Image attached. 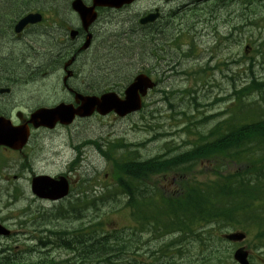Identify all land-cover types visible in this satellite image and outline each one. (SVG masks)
Returning a JSON list of instances; mask_svg holds the SVG:
<instances>
[{
  "label": "rangeland",
  "instance_id": "rangeland-1",
  "mask_svg": "<svg viewBox=\"0 0 264 264\" xmlns=\"http://www.w3.org/2000/svg\"><path fill=\"white\" fill-rule=\"evenodd\" d=\"M152 1L140 0L129 8L103 12L95 25L98 35L95 47L100 43L103 46L96 49L94 47L81 57H86L87 73L80 74L76 87H82L95 95L105 90L122 94L127 81L137 68L144 64L150 65L158 72L164 73L162 76L155 74L157 78H163V82L157 91L147 95L142 109L124 118L112 113L108 116L94 115L89 120H76L67 128L40 129L33 135L32 149L27 147V153H23L25 156L19 153L5 156L0 154V224L12 232L8 236L0 235V264H3L5 257L25 260L18 261L24 264H98L104 258L94 262L90 258L88 263H84L82 259L83 255L89 253L91 242H86L78 248L79 250L53 248V245L40 247L37 246L36 239H30L23 232L24 229L30 230L34 231V234L38 233L40 237H45V230L49 229L55 232L88 229L93 234L92 223H101L102 231L104 228L118 232L120 228L119 240L114 241H117L119 246L127 245L125 251L137 253L139 261L147 264L204 263L209 254L208 247L216 243L220 264H235L230 252L234 247L225 241H216L206 234H203L201 239L185 237L179 245L168 246L166 242L175 235L163 236L153 231L137 233L135 228L131 227L134 223L131 222L130 208L125 207L126 197L121 193L109 197V191L105 188L113 181L115 167L112 159L144 160L163 153H178L187 149L190 144L195 143L194 135L188 129L191 126L190 117L193 116L192 119L197 122L192 125V133H207L218 120L229 117L223 112L228 110L233 100L229 97L232 95L233 86L240 87L249 82L252 76L264 81V0H229L216 9L218 12L212 18L210 17L213 12H208L209 8L204 7L210 6L211 1L202 4L199 0H174L168 3L164 0H154L158 6L163 5L165 17L161 22L167 35L164 37L165 49L159 52L160 56L150 57L148 47H152V44L147 41L143 50L135 49V53L123 51L128 48L129 41H125L127 38L136 41L138 36L143 37L142 34L128 31L133 25V15L141 12L143 7H150ZM68 2L69 0H45L44 4L46 6L48 3H59L63 7ZM13 7L12 13L19 10L17 4ZM190 8H193L192 12L188 10ZM112 42L120 45L121 54L116 52L118 46L108 50L107 46ZM123 45L127 47L122 48ZM246 45L249 46L247 53L244 51ZM54 46V50H59L58 45L50 47ZM40 50L43 52L49 49L44 46ZM50 57L51 54L43 57L35 55L33 60H27L28 65L45 64ZM139 62L142 63L138 65ZM81 63L83 62L80 60L78 69ZM184 67L188 68L182 72ZM195 67L201 71H195ZM26 69L29 70L28 66ZM62 76L63 72L55 69L53 72L49 71L44 81L38 76L33 82H28L25 91L29 100L33 93L30 106L33 105L31 102L36 100L56 104L66 98L61 84ZM84 80H88L86 83L92 87L90 91V88L84 87L85 82L81 83ZM162 90H165V93L161 92ZM190 95L198 103L197 110L192 106ZM247 101L249 100L246 99L245 102ZM218 112L220 115L211 117ZM103 152L107 154L104 155ZM64 164H68L66 172L72 175L76 185L84 182L85 194L90 196L92 201L96 200L94 205L91 202L85 205L82 213H77L78 217L72 213L54 216L52 209L60 204V201H39L30 191L32 174H58L63 170ZM193 171L197 172L198 180L212 176L209 167L205 169L196 166ZM200 171H204L203 175L199 174ZM172 176L166 174L165 178L161 179L162 189L169 188L166 184ZM160 177L161 175L154 176V179ZM72 195L71 193L65 200L70 199ZM101 196L102 201L99 200ZM27 206L36 210L43 209L41 213H46L40 214V218H33L34 214L29 215V227L23 222V211ZM229 230V227L220 228V231L224 232ZM102 236L108 239L106 233L97 232L95 235L97 238ZM67 237L68 234H65V238ZM49 238L54 237L51 235ZM252 239V235L248 234L244 245L250 250V261L257 264L261 258L264 259V249ZM71 240L74 243L78 241L77 238L73 239V236ZM114 241L111 240L110 243ZM113 256L114 254L109 264H128L131 261L124 253Z\"/></svg>",
  "mask_w": 264,
  "mask_h": 264
},
{
  "label": "trees",
  "instance_id": "trees-1",
  "mask_svg": "<svg viewBox=\"0 0 264 264\" xmlns=\"http://www.w3.org/2000/svg\"><path fill=\"white\" fill-rule=\"evenodd\" d=\"M16 2L0 0L2 5L10 6L9 8L2 6L0 11L3 13L12 11ZM223 2L224 0H211L209 11H215L217 4ZM125 41H129L128 48H124L123 51L135 53V49L143 50L149 39L145 40L144 37L138 36L136 41L130 38ZM127 46L123 45L122 48ZM119 47L120 45L116 52L121 54ZM9 66L10 69L17 68L13 64ZM235 92L234 109H229L227 111L229 117L217 123L218 128H213L209 132L212 137H209V134L201 137L191 150L179 156L187 161L168 165V168L176 167L178 171H182L181 173L190 172L193 169L191 161L203 159L210 163L212 175L210 179L201 182L189 180L183 191L179 190L177 194L169 197L157 194L151 197V194L144 195L143 192L142 197H138V187L134 185L135 176L137 173L159 170V162L138 163L128 158L112 159L115 168L113 183L108 187L110 190L108 196L111 197L112 192H115L126 197L125 207L131 210V222L134 223L132 228L134 227L137 233L153 231L165 234L180 231L188 232V235L195 237H201L204 233L211 237L212 233H208L210 229L206 227L214 224L219 229L225 227L252 229L256 240L264 238V82L252 78L246 86ZM254 92L258 94L259 100L245 102V98ZM181 164L184 165L177 166ZM139 165L143 166L140 170ZM145 165H149L150 168H146ZM97 225L95 224L93 228L96 229ZM96 233L94 230L92 248L82 257L84 263L91 259L94 262L104 258L99 263L109 264L112 254L115 257L124 253V256L131 260L129 263L126 261L128 264H147L138 260L137 253L125 251L127 245L119 246V243L114 241L119 240L120 236L116 230L107 231L108 239L97 238ZM71 237L72 235L68 234L66 240L69 242L68 246L74 247L77 242H72ZM111 240L114 242L110 243ZM176 240L172 239L171 243ZM207 250L209 254L204 259L205 262L199 264L220 263L217 257L218 245L211 244Z\"/></svg>",
  "mask_w": 264,
  "mask_h": 264
},
{
  "label": "flooded vegetation",
  "instance_id": "flooded-vegetation-1",
  "mask_svg": "<svg viewBox=\"0 0 264 264\" xmlns=\"http://www.w3.org/2000/svg\"><path fill=\"white\" fill-rule=\"evenodd\" d=\"M16 1L19 10H15L14 11L15 13L14 12L12 13L13 10L8 12L6 11L5 13H3V11H0V79H2L0 80L1 82L0 83V131L5 132V134H7V132L11 131L13 127H17L18 131H21L22 133L25 130H27L30 133L29 136L30 138H28L27 142L19 149L13 148V146L7 143L6 140L2 141L0 143V154H4L3 156H5L6 154L12 155L13 153H19L22 155H24L23 153H27L26 150L27 147L32 149V143L34 140V136L32 134L36 132L38 129L57 130L60 127L67 128L70 126V125H64L58 121L55 124V127L52 129H48L44 126L36 127L34 126L35 123L31 120V114L36 109L50 108L58 103L72 104L74 107H77L79 104L78 98L76 99L75 97V94L77 92L83 94H92L91 92L84 90L82 87H80V89L76 87H77V78L81 77L80 74L84 75L85 73H87L86 57L82 59L81 57L83 55H86L89 52V50L93 49L97 41L96 33L92 29L93 27L90 26L88 28V31L93 35L92 39L90 40L88 46H83L88 31H86L82 27L81 22L79 21L77 15L74 12H73L74 14L72 15L70 10H62L63 13L65 14V17L60 20L59 11H56V14L55 12L53 13L50 12L48 15L45 14L46 7L44 5L43 0H16ZM2 6L5 5H2L0 3V8H2ZM59 6L60 5L56 7ZM66 8H67L66 6L63 7V9ZM29 13H38L41 19L39 21L26 23L21 28V30L16 31L15 27L18 24V22ZM44 22H49V24H46ZM44 26L47 27L45 28ZM73 28L75 29L76 34L72 37L69 36L67 38L68 30ZM129 32L132 33L136 32L138 35L142 34L144 38L145 35L147 36L150 44H152V47H150L148 50V54L150 57L155 54L158 48H161L164 45L163 43L164 33L160 21L141 24L139 26H132L130 27L128 33ZM62 35H64L66 39H64ZM3 42L4 43L6 42L7 45L6 44L4 45ZM8 43L10 44V47H8L9 46ZM113 43L114 42H112V44L107 46L108 50L114 46H118L115 43L114 44ZM54 44L59 46L58 47L59 50L57 51L54 50L55 46L50 47L53 46ZM44 46H46L50 51L46 50L41 52L40 49L44 48ZM100 46L102 48L103 44L102 43H100V45L98 44V46L95 47L94 49L100 48ZM38 54L41 55L42 57L44 55L49 56L51 54V57L49 60L46 61L45 64L40 63L38 65H34V64L28 65L29 63L27 60H29V58L33 60L34 56ZM80 60L83 63L79 65V69H78L77 66L80 63ZM10 62L13 65H15L17 68L10 69L9 64L12 65ZM27 66L29 68L28 71L26 69ZM92 68L95 69V65L92 64ZM140 68H141L139 69L140 71L141 70L146 71L147 67L145 65H140ZM148 68H149V73L154 71L150 65L148 66ZM55 69H58V71L61 70L63 72V76L61 77V84L63 86V89L65 90L67 97L59 100L56 104H50L44 100H36L31 102L33 103V105L30 106L29 102L31 98L33 99V93L29 96L30 97L29 100L28 94H26L25 91V87L27 83L33 82L34 79L37 78L38 76H41V79H43L42 81H44L45 76L49 74V71L51 70L53 72ZM68 70L72 72H70L71 73L69 74L70 76L68 75V77H66V71ZM88 80H84L81 83L83 84L85 82L84 87L90 88L89 89L90 91L92 87L86 83V81ZM16 87L19 89L17 90ZM41 98H43V96ZM75 119L85 120L87 118H80L76 116ZM73 163L75 164V162ZM67 165L68 164H66V166ZM34 198L39 201L45 202V200L36 198L35 196ZM41 210L43 209L36 210L31 208V206H27L23 211L24 214L23 222H25L29 227L28 222L30 221L27 220V217L31 214H34L33 218L34 217L40 218ZM23 232L24 235L26 236L38 234V233L34 234V231L25 230V229L23 230ZM70 233L73 234L74 231Z\"/></svg>",
  "mask_w": 264,
  "mask_h": 264
},
{
  "label": "water",
  "instance_id": "water-1",
  "mask_svg": "<svg viewBox=\"0 0 264 264\" xmlns=\"http://www.w3.org/2000/svg\"><path fill=\"white\" fill-rule=\"evenodd\" d=\"M134 0H93V6L85 8L80 0H76L72 3L73 8L80 14L84 21V27L87 26L89 19L94 18L93 8L96 5L99 6H110L120 7L123 4L131 3ZM157 17V14H149L147 17L142 18L141 21L148 22L152 21ZM29 19H24L17 26L20 29ZM151 86L147 76L140 74L135 80L125 89L124 99H120L115 92L103 93L100 97L91 96L86 97L81 106L77 110L70 109L71 107H63L59 105L52 109H40L32 115L33 122L47 124V119H60L61 122L67 123L70 121L71 115L77 113L80 115H88L94 109L99 111L101 114H105L110 110H114L119 116H123L128 112L135 111L140 108V97L145 95L147 87ZM62 115V116H60ZM65 115H70L69 118H65ZM55 122L54 120H52ZM38 125V124H36ZM4 133L0 132V136ZM25 139L24 134L18 131L17 128L13 127L9 131L7 143L13 145L19 141L23 142ZM1 141V140H0ZM12 142V143H11ZM45 180V182H44ZM32 188L35 193L42 197L59 198L66 194L67 186L62 179L61 182H55L48 176H41L33 180ZM0 232H4L0 229ZM231 240H241L244 237L243 233H234L227 236ZM247 252L242 248H239L234 253V258L241 264H248Z\"/></svg>",
  "mask_w": 264,
  "mask_h": 264
},
{
  "label": "bare ground",
  "instance_id": "bare-ground-1",
  "mask_svg": "<svg viewBox=\"0 0 264 264\" xmlns=\"http://www.w3.org/2000/svg\"><path fill=\"white\" fill-rule=\"evenodd\" d=\"M15 13V12H14ZM7 15V14H6ZM8 16V15H7ZM3 19V18H2ZM4 20V19H3ZM202 22V21H201ZM6 23V22H5ZM5 27V26H4ZM5 29V28H4ZM149 31V30H148ZM12 35V34H11ZM2 36V35H1ZM4 37H5V35H4ZM7 38V37H6ZM4 41V40H3ZM7 41V40H6ZM8 42V41H7ZM4 43V42H3ZM10 43V42H9ZM8 43V44H9ZM6 44V42L4 43V45ZM7 45V44H6ZM13 46V45H12ZM3 47H5V46H3ZM8 47H10V44H9V46ZM2 48V47H1ZM12 48V47H11ZM4 50V49H3ZM6 52H8V51H6ZM23 59V58H22ZM26 59V58H25ZM27 59H28V57H27ZM3 60V59H2ZM36 60V59H35ZM24 63V62H23ZM26 63V62H25ZM44 68V67H43ZM108 71V70H107ZM39 73V72H38ZM24 75V74H23ZM31 75V74H30ZM29 75V76H30ZM36 75V74H35ZM20 76V75H19ZM5 78V77H4ZM20 78V77H19ZM24 79V78H23ZM0 80H2V79H0ZM29 80V79H28ZM4 81V80H3ZM16 81V80H15ZM22 81H24V80H22ZM5 82V81H4ZM1 83V82H0ZM23 83H25V82H23ZM14 85V84H13ZM18 87V86H17ZM16 87V88H17ZM15 89V88H14ZM19 88H17V90H18ZM13 90V89H12ZM14 91V90H13ZM14 105V104H13ZM61 226V225H60ZM79 248V247H78ZM7 254V253H6ZM84 256V255H83ZM119 262V261H118Z\"/></svg>",
  "mask_w": 264,
  "mask_h": 264
}]
</instances>
